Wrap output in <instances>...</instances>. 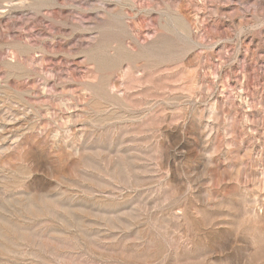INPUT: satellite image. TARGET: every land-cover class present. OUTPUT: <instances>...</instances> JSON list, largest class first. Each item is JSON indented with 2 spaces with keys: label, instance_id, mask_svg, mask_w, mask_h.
<instances>
[{
  "label": "rangeland",
  "instance_id": "obj_1",
  "mask_svg": "<svg viewBox=\"0 0 264 264\" xmlns=\"http://www.w3.org/2000/svg\"><path fill=\"white\" fill-rule=\"evenodd\" d=\"M0 264H264V0H0Z\"/></svg>",
  "mask_w": 264,
  "mask_h": 264
}]
</instances>
